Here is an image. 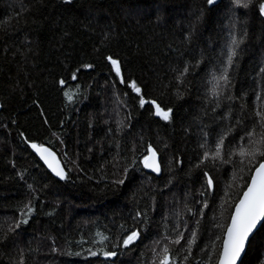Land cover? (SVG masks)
<instances>
[{"label": "trees", "instance_id": "1", "mask_svg": "<svg viewBox=\"0 0 264 264\" xmlns=\"http://www.w3.org/2000/svg\"><path fill=\"white\" fill-rule=\"evenodd\" d=\"M230 7V0L213 6L206 0H72L69 5L63 0H0V235L19 218V207L29 200L35 207L29 223L0 244V264H17L19 249L25 264H150V249L165 225L170 237L176 225L184 233L180 245H170L181 260L187 254L185 241L196 230L186 264H204L202 249H210L221 234L216 225L228 222L248 171L247 161L240 171L239 155L231 157L232 163L195 168L202 153L198 145L203 132L210 133L211 144L243 118L239 97L244 93L251 110L253 77L264 64V17L255 7L246 14L237 9L238 27L247 29L233 71L237 98L222 100L215 111L214 104L205 106L206 72L226 42ZM201 52L204 60L190 71L178 99L171 68L184 60L195 64ZM106 55L122 61L125 78L136 79L148 98L173 108L171 123L155 117L148 106L139 107ZM82 63L94 67L82 69L73 81L71 72ZM61 78L65 90L75 92L79 85L74 103L65 99ZM240 135L237 128L229 136L232 146ZM31 142L58 155L67 179L48 174L29 150ZM146 143L158 149L160 176L146 174L137 163L129 167L124 184L113 183L124 178L133 147L138 157ZM204 171L213 177L211 189ZM136 210L146 211L149 222L140 225L134 245L116 249L110 260L88 256L87 249L101 247L93 243L100 240L97 232L111 238L105 245L111 248L122 233L120 225L132 226ZM242 264H264V231L257 233Z\"/></svg>", "mask_w": 264, "mask_h": 264}, {"label": "snow or ice", "instance_id": "2", "mask_svg": "<svg viewBox=\"0 0 264 264\" xmlns=\"http://www.w3.org/2000/svg\"><path fill=\"white\" fill-rule=\"evenodd\" d=\"M65 5L72 3V0H63ZM209 6H213L217 3V0H206ZM231 7L229 12L231 15L229 19V31L227 33V39L224 46L221 48L216 61L206 72V78L204 80V96L203 102L205 106L214 104L216 108L221 106L222 100L234 101L237 97L232 95L233 85V71L238 67V57L240 55V47L244 43L247 37V29H240L238 27L240 21L236 14L237 9L245 10V14L253 7L258 9V15L264 17V0H230ZM202 14V13H201ZM199 19V17L197 18ZM191 33H189L185 39H190ZM108 39V35H105V40ZM103 43V41H102ZM106 46V45H105ZM183 55V53H181ZM104 59L110 65L111 71L114 72L118 78L120 84H124L132 93L136 95L138 105L141 109L148 106V110L155 117H158L164 122L171 123L173 120V108L162 107L161 104L155 98H148L143 86L138 83L136 79H126L123 74L122 61L118 58H114L113 55H106ZM204 60L203 52L200 54V59L192 64L189 60H184L182 63H178L171 68L174 73L173 79L176 81L175 94L178 99L182 98L184 92L181 91V86L185 85L187 76L190 71L199 67ZM94 65L92 63H82L74 71L71 72V79L73 81L78 79V73L82 69H92ZM63 91V95L68 103L75 102V96L79 94V85L76 86V91L71 89L65 90L66 80L61 78L58 81ZM127 95V93H125ZM252 95V107L249 111L247 103V93H244L239 98L244 102L241 103L240 108L243 113L242 119H237L236 124L228 127L227 131L220 133L213 143H209L208 137L210 133L203 132V142L198 145L202 150L198 162L194 165L195 168H200L206 162L215 165L216 161L221 163H232V156L239 155L241 158L239 163L242 166L240 171L243 172L245 161H247L248 177L242 187V195L238 200L231 205L233 210L230 213L228 222L226 224H217L216 227L221 229V234L216 235L212 241L210 249H202L206 252L207 259L204 264H242V254L246 253L248 247L252 244L257 233L264 231V64L260 65L258 71L253 77ZM33 104L39 110L41 117L45 116L44 110L37 101H33ZM3 107V105H0ZM227 119V117H225ZM48 123L47 119L43 121ZM120 124L118 123V128ZM240 128L243 131V135L239 136V143L232 146V140H229L234 132ZM24 133H21L23 136ZM235 139V137H233ZM226 141L228 144L226 145ZM30 147L39 155L40 159L48 166L49 169L60 179H67L64 169L61 167L56 154L50 150L49 147H45L43 144L31 142ZM143 152L137 157L135 155V146L132 149L133 157L130 165H126L123 168L124 178H119L113 181V183L122 185L125 183L129 167L136 166L137 163L142 165L144 169H149L153 173L159 174L161 172V163L159 159V152L152 143L142 144ZM119 148V144H117ZM228 157V159H225ZM206 178V188L211 189L213 187V177L209 175L208 171L203 172ZM23 179V176L21 175ZM243 179V177H241ZM170 182V181H169ZM30 189L32 185L28 186ZM201 196L205 195V192L200 193ZM203 206H208L207 200L203 201ZM192 211L191 209H188ZM19 218L15 220L14 225H10L7 230L0 235V244H5L9 240L10 234L14 233L16 229H19L22 225H27L32 217L35 207L31 200L24 203L17 209ZM195 215V213H193ZM203 215V210L200 212ZM179 215V213H177ZM167 220V216L164 218ZM133 222L131 227L124 224L120 225L122 233L116 238L115 243L111 245V248H107L106 242L111 238L100 232L96 235L100 237V240L93 241V243H99L101 247L97 250L87 249L88 256L96 257L102 255L105 260H110L117 256L116 249L129 248L134 245L141 237L140 225L147 224L149 222V216L146 211L136 210L135 214L131 217ZM197 226L199 220L196 221ZM186 227V225H185ZM179 225L173 229L175 232L174 237H170L167 234V225H165V233H162L160 238L154 241V246L150 249L152 253V259L150 264H186L189 256L192 254V247L196 243L197 231L193 230L191 235L186 239L184 250L186 255L182 260L178 255L173 254V250L170 245H180L182 240H185L184 233L178 231ZM163 242V243H162ZM57 251L56 248L52 249ZM68 255H77L80 253L68 252ZM19 259L17 264H25V253L23 249L18 250ZM114 264V262H113Z\"/></svg>", "mask_w": 264, "mask_h": 264}, {"label": "water", "instance_id": "3", "mask_svg": "<svg viewBox=\"0 0 264 264\" xmlns=\"http://www.w3.org/2000/svg\"><path fill=\"white\" fill-rule=\"evenodd\" d=\"M218 1V0H217ZM28 147H29V150L31 151V153L35 156V158L40 162V164L44 167V169L48 172V174L52 177V178H54V179H57V180H59V181H62V179H60L59 177H57L52 171H51V169H49L48 168V166L44 163V161L43 160H41L40 159V157H39V155L30 147V144H28ZM45 147H47V146H45ZM51 150V149H50ZM53 151V150H52ZM54 152V151H53ZM55 153V152H54ZM56 154V153H55ZM56 157H57V159H58V161L60 162V165H61V167L64 169V171H65V168H64V166H63V164H62V162L60 161V159H59V157H58V155L56 154ZM143 168V167H142ZM143 170H144V172L146 173V174H150V175H153V176H155V177H158V176H160V174H161V172L159 173V174H157V173H153V172H151V170H149V169H144L143 168ZM65 173H66V171H65ZM245 254V253H244ZM244 254H242V259H243V256H244Z\"/></svg>", "mask_w": 264, "mask_h": 264}, {"label": "bare ground", "instance_id": "4", "mask_svg": "<svg viewBox=\"0 0 264 264\" xmlns=\"http://www.w3.org/2000/svg\"><path fill=\"white\" fill-rule=\"evenodd\" d=\"M242 195V194H241Z\"/></svg>", "mask_w": 264, "mask_h": 264}]
</instances>
